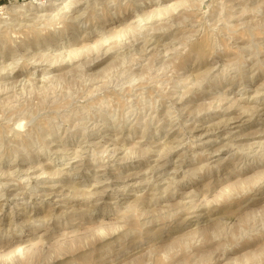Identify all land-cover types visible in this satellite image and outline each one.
Segmentation results:
<instances>
[{
	"label": "rangeland",
	"instance_id": "374dc122",
	"mask_svg": "<svg viewBox=\"0 0 264 264\" xmlns=\"http://www.w3.org/2000/svg\"><path fill=\"white\" fill-rule=\"evenodd\" d=\"M201 1L0 8V264H264V0Z\"/></svg>",
	"mask_w": 264,
	"mask_h": 264
},
{
	"label": "bare ground",
	"instance_id": "6f19581e",
	"mask_svg": "<svg viewBox=\"0 0 264 264\" xmlns=\"http://www.w3.org/2000/svg\"><path fill=\"white\" fill-rule=\"evenodd\" d=\"M59 3H60L59 0H29V1L23 2L22 4L15 5V6H12V7L1 6L0 8L9 9V10H11L13 12H18V11L26 12L27 10H31V9L34 10V8H35L36 12H38L39 8L46 7V6H54V5H58ZM209 6L210 5L208 3H206L205 0L201 1V3H200V8L205 10L204 13H206L208 11V7ZM32 14H34V13H32ZM43 15L44 14H38L37 16H41L42 17ZM22 125H23V123L20 121V126H22Z\"/></svg>",
	"mask_w": 264,
	"mask_h": 264
}]
</instances>
